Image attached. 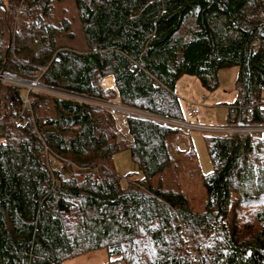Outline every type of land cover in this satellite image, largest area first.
<instances>
[{"label":"trees","instance_id":"16d2710c","mask_svg":"<svg viewBox=\"0 0 264 264\" xmlns=\"http://www.w3.org/2000/svg\"><path fill=\"white\" fill-rule=\"evenodd\" d=\"M71 1L83 52L55 47L69 21L53 19L50 0H0V72L181 122L176 80L206 86L236 67L230 115L264 125L263 0ZM124 123L128 139L100 106L0 85V264H63L99 249L121 264H264V138L200 132L212 168L204 177L180 137L204 194L195 209L166 181L178 129ZM120 151L139 173L124 185L112 164ZM242 214L254 223L242 227Z\"/></svg>","mask_w":264,"mask_h":264},{"label":"rangeland","instance_id":"374dc122","mask_svg":"<svg viewBox=\"0 0 264 264\" xmlns=\"http://www.w3.org/2000/svg\"><path fill=\"white\" fill-rule=\"evenodd\" d=\"M53 4V19L58 20L57 15L63 16L61 13L65 14V18L69 21V30L68 32H60L55 37V47L58 49H70L76 52L84 51V44L79 34V25L76 19V11L72 4L71 0H50ZM264 1V0H263ZM63 10V11H62ZM20 13V12H19ZM17 15V14H16ZM15 17H12V25ZM12 32V31H11ZM14 37V34L11 33ZM28 48L31 51H40V47L36 44L28 45ZM237 75L236 67H229L220 69L216 73L215 82H209L206 86H203L199 83V81L189 75L180 76L175 84H174V94L179 100L180 108L183 116L186 113L189 104H193V107H196L199 111V115L196 119L187 120L185 119V123H190L199 126L206 127H227L231 126H241L235 127V129H212L213 131H205L204 135L214 136V137H245L250 136L254 138H264V131H259L258 128L264 130V125L256 124V125H243L237 122L234 119L233 114L230 115V106L234 103L236 99V88H235V79ZM9 77V76H8ZM3 78L6 76H0V85L2 86H10L15 88L26 89V91L34 92L36 94H40L44 96L46 99L48 98H61L68 99L74 102L85 103L89 106H100L110 112L114 118L115 126L118 130L119 138H126V134L124 131V121L127 117L131 116L122 110L130 111L126 108L121 107L116 100L110 101L109 103H100L88 100L82 95H75L66 93L62 90L52 89L44 86L37 80L32 82H24L19 81L16 84L8 83ZM11 78V77H9ZM215 83V84H214ZM94 102V103H93ZM96 103V104H95ZM98 104V105H97ZM100 104V105H99ZM40 109V108H39ZM50 106H45L43 109L38 110L37 113L39 115H49ZM141 115L149 116L146 114L138 113ZM229 117L232 119L231 123H227V119ZM138 117V116H137ZM163 118V117H160ZM168 123H157L160 125H166L175 129H178L177 137H174L173 141L170 144V153H172V166L170 167V173L167 175L169 182L177 183L179 190L182 194L186 195L189 200L190 205L195 209H201L204 203V194L203 190L200 187V182L197 177V173L192 174L189 172V169L186 167V164L181 161L179 151L182 149V143L179 140L180 137L184 136L186 138L189 137L193 149L196 155V163L198 165L199 171L202 176H208L211 171V163L208 158L207 152L204 147L202 133L199 131H190L182 128L181 126H176L173 124L172 119L166 118ZM227 125V126H226ZM248 127L250 130L246 132L244 128ZM252 129L256 130L252 131ZM128 139V138H126ZM112 164L116 174L120 178V182L122 185L125 184L126 179H137L139 178V173L137 172L134 164L130 161L129 154L127 151H120L115 153L112 156ZM181 167V170L179 168ZM239 221H242V227L244 224L251 220L248 215L242 214L239 217ZM63 264H121L118 258H108L103 249L86 252L79 256H76L70 260L65 261Z\"/></svg>","mask_w":264,"mask_h":264},{"label":"built area","instance_id":"2783aa9c","mask_svg":"<svg viewBox=\"0 0 264 264\" xmlns=\"http://www.w3.org/2000/svg\"><path fill=\"white\" fill-rule=\"evenodd\" d=\"M22 9H23V6H20V11ZM91 101H93V100H91ZM95 102H97V101H95ZM122 111L125 112V113H127V114H129V115H131V116H138V117L146 118V119H149V120H151L153 122H156V123H163V122L168 123L166 118H160V117H155V116H145V115L137 114L136 112H133V111L132 112L125 111V110H122ZM198 115H199L198 109L196 107L191 106L187 110L185 117H186L187 120H192V119H196V117ZM172 122L176 126H181L182 128H185L186 130H190V131H199V132H205V131H208V130L209 131H213L212 129H210V128H213V127H206V126L194 125V124H190V123H185L184 121H181V122L172 121ZM235 127H239L240 128L241 126H231V125H228L227 127L217 126V127H214L213 129H215V128L217 129L218 128V129H225L226 130L228 128L235 129ZM258 130L259 131H264L263 129H260V128H258ZM252 131H255V133H256V130L252 129Z\"/></svg>","mask_w":264,"mask_h":264},{"label":"crops","instance_id":"0c3cea01","mask_svg":"<svg viewBox=\"0 0 264 264\" xmlns=\"http://www.w3.org/2000/svg\"><path fill=\"white\" fill-rule=\"evenodd\" d=\"M102 86L104 88H112V79L109 77V78H106L103 82H102Z\"/></svg>","mask_w":264,"mask_h":264},{"label":"bare ground","instance_id":"6f19581e","mask_svg":"<svg viewBox=\"0 0 264 264\" xmlns=\"http://www.w3.org/2000/svg\"><path fill=\"white\" fill-rule=\"evenodd\" d=\"M3 80H5L8 83H12V84H16L18 82V80L14 79V78H9V77L3 78ZM244 129L246 130V132L248 130H250L248 127L244 128Z\"/></svg>","mask_w":264,"mask_h":264},{"label":"water","instance_id":"95a60500","mask_svg":"<svg viewBox=\"0 0 264 264\" xmlns=\"http://www.w3.org/2000/svg\"><path fill=\"white\" fill-rule=\"evenodd\" d=\"M3 75H5L3 72H0V76H3ZM20 81V80H19Z\"/></svg>","mask_w":264,"mask_h":264}]
</instances>
